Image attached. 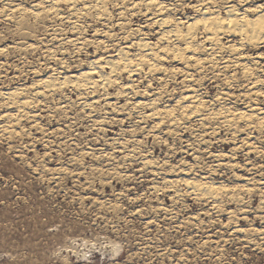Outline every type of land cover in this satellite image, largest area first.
<instances>
[{
  "label": "rangeland",
  "instance_id": "obj_1",
  "mask_svg": "<svg viewBox=\"0 0 264 264\" xmlns=\"http://www.w3.org/2000/svg\"><path fill=\"white\" fill-rule=\"evenodd\" d=\"M51 1L0 0V264H264V42L228 30L210 55L198 35L179 56L160 48L151 70L136 61L109 84L74 88L90 63L137 53L138 38L165 45V28L135 0L78 16ZM152 1L184 26L205 7L264 5ZM187 89L199 94L193 113L180 107ZM9 94L29 103L25 116ZM146 100L162 119L136 104Z\"/></svg>",
  "mask_w": 264,
  "mask_h": 264
},
{
  "label": "bare ground",
  "instance_id": "obj_2",
  "mask_svg": "<svg viewBox=\"0 0 264 264\" xmlns=\"http://www.w3.org/2000/svg\"><path fill=\"white\" fill-rule=\"evenodd\" d=\"M66 1H68V4H69V6H68L69 7V9H68L69 13L78 16V15H81L85 12H88V10L91 7L95 8L96 11H97V9L99 11H102L101 8H102V6L105 5L106 0H66ZM124 1H128V0H123V2ZM140 2H143L145 4V7L150 10V13H148L151 16V18H149L150 21L154 25H157L159 27V29L165 28V30L162 29V33L160 34L158 39L165 41L164 43H166V44L165 45H158L155 47L154 43H150L148 41H145V39H142V37L138 38L136 41L133 42L139 48V51L137 53L132 55V54H129L127 51H125L123 48H118L116 57H114V56L108 57V58H105L103 61L98 59L96 62L90 63V67L88 70H86L84 72L82 71L83 73L82 72L79 73V75H77L74 80L73 79L71 80L70 83L74 85V88H80L79 86H81V87L85 86L86 89H89V87L94 88V86H97V85H103L104 86L106 84H109L111 82V76L113 74L117 73V71L119 69L120 70L121 69H125V70L127 69L132 73H134L135 70L137 71V68L133 67L134 63H136V61L139 63H136V64H138V66L137 65H135V66L139 67V65H141L142 63H148L149 64V70H151L158 65L156 63V61H157L156 58L161 57V55L158 54V52H160L159 51L160 48H163V49L165 48V52H171V53H174L176 56H179L181 50L193 51L194 43H195L194 38L198 35L204 34V36H205V34H206L205 40L207 42H210L211 46H209V48H205V50L207 52L209 51L210 55H214L216 53V50H215L216 48H218V49L221 48L220 47L221 46L220 45L221 40H219V37L222 36L221 35L222 32L224 33V31H228V30L229 31H235L237 34H239L240 35L239 40L242 43L251 42V41L255 43L256 41L261 42V40L264 42V5H261V4L256 5L255 8H253V9H255L254 14H247L246 13L247 11L240 14L239 12L235 11L231 5H228L226 10H225V15H223V16H221L220 13H218V11L209 9L208 7H205V9H198L199 14L196 17H192L191 21L188 22L186 24V26H184V24L182 23L183 21H181L180 19H175V20H173L174 22H171V19L168 18V15H167V17L164 16V13L167 11L169 6L167 7V5H163L159 2L156 3V1L154 3V1H152V0H139V1L135 0L133 2V4H139ZM56 3L57 2L55 0H52L49 4L50 9H51V7L56 6ZM79 4L82 6H80ZM35 6H36V4H35ZM78 6H80V7H78ZM33 8H35V7H33ZM20 10H22L21 6L14 5L10 11L14 12V11H20ZM82 10H84V11H82ZM36 11H37V9H36ZM54 11H52V12H54ZM80 11H82V12H80ZM39 13H37V14H39ZM13 15H14V13H13ZM16 17L17 16H15L14 18H16ZM198 29H201L200 30L201 32L197 31ZM223 47H226V46H223ZM168 50H170V51H168ZM230 52H231V50H230ZM218 56H220V55H218ZM210 57H212V56H210ZM184 58L187 59L186 60V62H187L189 59H192L194 57H192V55H191V56H184ZM234 59H235V62L232 65L237 66L238 62H239L238 61L239 57H237V60H236V58H234ZM197 61H200V58H198ZM197 61H194V62H197ZM227 64H229V61H226V64L224 66H227ZM230 64H231V62H230ZM241 64L244 65V63H241ZM243 65H241L242 68L245 67ZM106 66L110 68L109 72L105 71L104 68ZM241 73H242V71H241ZM80 75H82V77L86 76L88 81L85 83H82V82L80 83V80H79L81 78ZM191 76L192 75H190V74H186L185 75L186 80L188 81V78H192ZM50 81H52V80H50ZM60 83L62 84V82H60ZM45 85L55 91L56 90L55 88L59 85V83L50 84L49 81H46ZM188 86H190V85L187 84L186 87L188 88ZM12 94L14 95V93H12ZM16 96L17 97L12 98V96L10 95L11 102L14 104V106H16V105L19 106V108H17L19 115L21 114V116H25L27 113L26 110L29 106V103L28 102H19L17 100L19 94H17ZM198 99H199V94L195 89H187V91L185 92V95L182 96V102H185V104L180 105V107L182 108V110H186V111L189 110L190 112L193 113L194 110L190 109L189 107H195V108L197 107L198 108L201 104V102H199ZM9 100H10V98H9ZM136 104L141 105V106L146 105V106L151 107L152 108L151 113H149L148 115H151V116H154V117L160 118V119H162L164 116V115L161 116L163 114V112L158 111L156 104L152 100H146L143 102L137 101ZM164 113L166 115H169L172 113V110L168 109V110L164 111ZM260 113H262V112H260ZM220 114H221V112H220ZM5 116H6L7 120L8 119H10V120L14 119V116L12 113H9V114L7 113V114H5ZM259 118H261V117L259 116ZM226 120H227V118H226ZM229 121H230V119H229ZM8 122H9V120H8ZM227 122H228V120H227ZM232 123H233V121H232ZM232 123L229 122L227 124L231 125ZM6 126H7V124H6ZM6 126H5V128H7ZM9 127H10V125H9ZM3 132H4V130H3ZM216 155H215V157H216ZM218 157H219V155H218ZM185 181L187 184H189V183L192 184L190 192L194 193L195 191H197L198 189H200L202 187V184L199 183V181H197V180H196V182L192 181V180L191 181L185 180ZM202 183H204V182H202ZM204 187H208V186L205 184ZM200 192L198 190V194Z\"/></svg>",
  "mask_w": 264,
  "mask_h": 264
}]
</instances>
